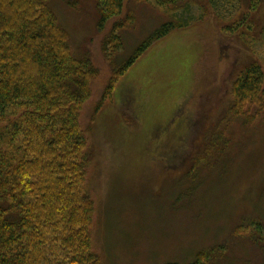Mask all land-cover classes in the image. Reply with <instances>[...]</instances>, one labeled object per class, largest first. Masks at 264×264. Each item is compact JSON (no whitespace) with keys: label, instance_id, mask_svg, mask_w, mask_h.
Here are the masks:
<instances>
[{"label":"rangeland","instance_id":"rangeland-1","mask_svg":"<svg viewBox=\"0 0 264 264\" xmlns=\"http://www.w3.org/2000/svg\"><path fill=\"white\" fill-rule=\"evenodd\" d=\"M251 1L190 0L204 18L152 44L96 113L114 68L170 16L153 0H124L118 20L134 21L113 67L101 41L116 18L98 31L95 0L48 1L73 54L97 68L79 122L104 264L189 263L207 250L206 264H264V111L250 125L229 111L242 68L264 67V0ZM244 16L249 29H223Z\"/></svg>","mask_w":264,"mask_h":264},{"label":"trees","instance_id":"trees-1","mask_svg":"<svg viewBox=\"0 0 264 264\" xmlns=\"http://www.w3.org/2000/svg\"><path fill=\"white\" fill-rule=\"evenodd\" d=\"M48 1L0 0V264H104L92 246L94 204L85 188L86 136L79 122L97 68L89 57L73 54L69 34ZM123 4L95 0L98 31L116 18L101 41L113 67L123 49L121 32L134 21L129 16L128 22L118 20ZM153 4L170 17L114 68L94 113L152 44L207 14L203 7L193 14L190 0ZM255 4L251 1L250 7ZM246 18L223 29L239 33ZM263 85L264 67L257 62L243 67L231 84L230 114L252 124L264 111ZM258 228L264 231L261 224ZM210 253L199 252L189 263L166 264H206Z\"/></svg>","mask_w":264,"mask_h":264}]
</instances>
